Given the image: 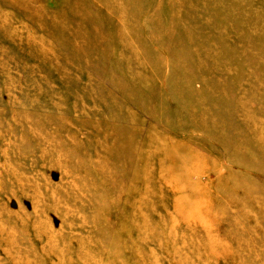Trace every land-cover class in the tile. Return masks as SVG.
Here are the masks:
<instances>
[{
  "label": "rangeland",
  "instance_id": "374dc122",
  "mask_svg": "<svg viewBox=\"0 0 264 264\" xmlns=\"http://www.w3.org/2000/svg\"><path fill=\"white\" fill-rule=\"evenodd\" d=\"M0 264H264V0H0Z\"/></svg>",
  "mask_w": 264,
  "mask_h": 264
}]
</instances>
